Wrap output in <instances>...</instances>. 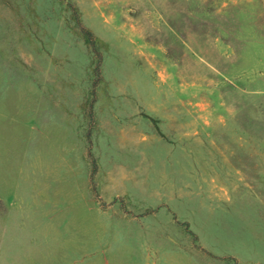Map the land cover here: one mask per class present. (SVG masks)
<instances>
[{
  "label": "rangeland",
  "instance_id": "1",
  "mask_svg": "<svg viewBox=\"0 0 264 264\" xmlns=\"http://www.w3.org/2000/svg\"><path fill=\"white\" fill-rule=\"evenodd\" d=\"M0 264H264V0H0Z\"/></svg>",
  "mask_w": 264,
  "mask_h": 264
}]
</instances>
